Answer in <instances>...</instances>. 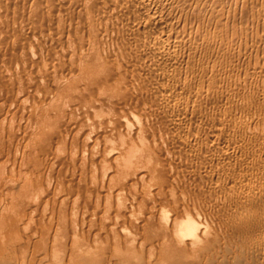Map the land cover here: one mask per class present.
<instances>
[{"label":"bare ground","instance_id":"6f19581e","mask_svg":"<svg viewBox=\"0 0 264 264\" xmlns=\"http://www.w3.org/2000/svg\"><path fill=\"white\" fill-rule=\"evenodd\" d=\"M0 264H264V0H0Z\"/></svg>","mask_w":264,"mask_h":264}]
</instances>
